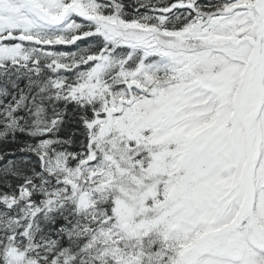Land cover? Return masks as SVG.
Segmentation results:
<instances>
[{
    "label": "snow or ice",
    "instance_id": "obj_1",
    "mask_svg": "<svg viewBox=\"0 0 264 264\" xmlns=\"http://www.w3.org/2000/svg\"><path fill=\"white\" fill-rule=\"evenodd\" d=\"M0 264H264V0H0Z\"/></svg>",
    "mask_w": 264,
    "mask_h": 264
}]
</instances>
